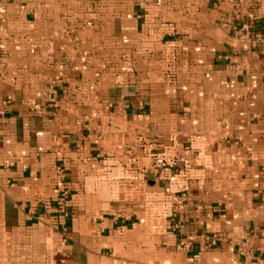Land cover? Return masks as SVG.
Wrapping results in <instances>:
<instances>
[{"label":"crops","instance_id":"1","mask_svg":"<svg viewBox=\"0 0 264 264\" xmlns=\"http://www.w3.org/2000/svg\"><path fill=\"white\" fill-rule=\"evenodd\" d=\"M0 264H264V0H0Z\"/></svg>","mask_w":264,"mask_h":264},{"label":"built area","instance_id":"2","mask_svg":"<svg viewBox=\"0 0 264 264\" xmlns=\"http://www.w3.org/2000/svg\"><path fill=\"white\" fill-rule=\"evenodd\" d=\"M152 166L154 168H172L177 167L179 164V157L175 156L173 159H163L161 157H155L152 161ZM220 236L218 234H212L208 238H206V242L208 246L215 245L220 241Z\"/></svg>","mask_w":264,"mask_h":264}]
</instances>
